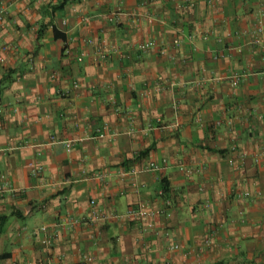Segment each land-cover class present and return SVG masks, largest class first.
<instances>
[{
    "label": "crops",
    "instance_id": "0c3cea01",
    "mask_svg": "<svg viewBox=\"0 0 264 264\" xmlns=\"http://www.w3.org/2000/svg\"><path fill=\"white\" fill-rule=\"evenodd\" d=\"M1 1L0 264H264V0Z\"/></svg>",
    "mask_w": 264,
    "mask_h": 264
},
{
    "label": "built area",
    "instance_id": "2783aa9c",
    "mask_svg": "<svg viewBox=\"0 0 264 264\" xmlns=\"http://www.w3.org/2000/svg\"><path fill=\"white\" fill-rule=\"evenodd\" d=\"M6 13V6L5 4L0 0V20L3 19L4 15ZM263 34V26L262 23L259 21L258 25L256 26V28L253 30V34H252V42L255 43H260L261 42V36ZM157 46V42L155 40H146L143 42H139L137 47L139 49H147V48H152V47H156ZM8 47L7 45H4L2 47L3 50H6ZM115 50H117L115 48ZM160 52L164 53L165 51V47L161 46L160 47ZM3 62V57L0 55V63ZM231 83L233 85H235L237 83V76L235 74L231 75ZM70 143L67 141L66 142V146L69 147ZM231 159H229L230 161ZM149 166L152 168H158V164L154 163V162H150ZM180 170H184L183 166L179 167ZM42 171V166L41 165H33L32 166V173L35 176H38ZM159 194L164 195V201L165 203L169 202V199L167 198L166 193L161 189H159L158 191ZM165 193V194H164ZM240 195H249V192L247 190L240 192ZM90 203L92 205H94V200L91 199ZM156 214V212L149 206L140 203L135 207H129L126 212L124 213V215H126L127 217H132L134 219V221H140L142 219L145 218H150L153 217ZM91 219H95V217H97V211L96 209H92L91 214L89 216ZM144 226L146 227H151L152 226V222L151 221H146L145 223H143ZM206 243H208L209 239L207 238ZM174 248L178 247L176 244L173 245ZM82 264H95V259L93 256L91 255H87L85 256V258L83 259V261L81 262Z\"/></svg>",
    "mask_w": 264,
    "mask_h": 264
},
{
    "label": "trees",
    "instance_id": "16d2710c",
    "mask_svg": "<svg viewBox=\"0 0 264 264\" xmlns=\"http://www.w3.org/2000/svg\"><path fill=\"white\" fill-rule=\"evenodd\" d=\"M64 5V1H62L60 4H58L56 7H62ZM54 33H55V35H56V30H54ZM166 186H163L162 187V190L164 191V192H166ZM92 256V255H91Z\"/></svg>",
    "mask_w": 264,
    "mask_h": 264
}]
</instances>
